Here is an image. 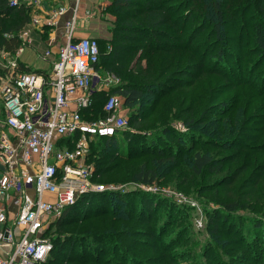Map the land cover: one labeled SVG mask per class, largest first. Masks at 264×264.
I'll list each match as a JSON object with an SVG mask.
<instances>
[{
  "label": "trees",
  "instance_id": "trees-1",
  "mask_svg": "<svg viewBox=\"0 0 264 264\" xmlns=\"http://www.w3.org/2000/svg\"><path fill=\"white\" fill-rule=\"evenodd\" d=\"M253 1L256 2V0H109L105 11L110 12L115 19L110 30L112 37L108 41L110 45L105 53L103 68L107 74L132 80L108 90V94L122 97L123 105L127 109H133L131 128L136 131L149 128L151 113L156 111L169 90L192 86L199 81L197 85L204 91L201 95L204 99L208 98V104L218 102L231 90L234 92L233 99L230 98L233 103L228 105L229 100H222L212 115L210 111H204L195 117L196 108L193 104L179 108V116L187 131L179 134L171 132L167 126L164 127L159 138L167 147H158L152 143L150 150L143 154L134 153L132 144H129L130 148L127 147L125 153L115 152L110 156L105 147L100 148L99 156L105 161L95 164L96 181L110 180V174L113 172L119 171L120 168H130L129 175L133 181L150 186L156 179L157 167L168 163L174 164L177 156L181 154H190L189 169L195 175L219 173L227 162L239 160V164L229 176L216 184L217 187L238 185L239 197L225 204V209L233 212L239 208L249 207L252 202H264V76L258 83L252 82L250 77L248 79L243 77L244 73L247 74L248 68L252 67L255 70L264 65V20L255 17L250 23L252 36L250 43L242 41L237 35V37L233 35L227 37L228 33L221 30ZM259 1L264 2V0ZM259 5L263 9L262 3ZM194 17L202 20L201 23L198 22L199 26L191 23ZM29 22L27 6H11L9 0H0V52L10 54L16 52L21 45L19 35L27 29ZM205 25H208L207 31ZM230 45L233 47L229 48ZM250 45L252 48L249 47ZM233 52L238 54L234 55ZM100 56L99 48V59ZM226 59L229 60L226 62ZM207 60H210V64ZM19 66L29 71L21 64ZM163 79L167 81L161 83ZM153 95L155 96L151 105L140 114L137 104L145 100V96ZM105 98L104 92L97 93L92 114L99 111L100 116L104 115L102 109L104 102L100 106L98 102L100 99L105 101ZM212 122L217 123L215 129L208 131L213 136L210 138L215 140L212 144L213 148L220 152L232 150L228 157L214 158L207 152L194 150V146L199 145V141L206 135L207 125ZM122 140L129 142L130 138L126 137ZM231 141H235V144L232 145ZM117 142L119 139L114 136L104 139V144L107 146L116 147ZM170 142H175L178 148L172 147ZM185 143L187 145L184 148ZM91 147L90 143L88 157ZM143 156L152 157L149 161L150 165L147 162L140 165H125V161ZM249 167L254 175L239 181ZM128 196L116 191H108L90 197L87 204L78 202L67 209L61 219L53 222L55 230L72 228L78 221L100 220L92 226L91 231L104 239L94 241L90 248L74 250L81 245L76 237H68L70 242L59 244L60 248L56 249L67 256L62 259L58 257L54 261L50 259L47 264H130L134 262V257H127L125 263H118L107 256L100 245L102 242H111V248L116 250L121 248L124 242L123 249H120L123 257L130 253L136 256L134 252H138L139 249L136 250L133 247L135 243L127 239L131 236L154 240L150 247L159 250L161 256H165L167 251L173 248L170 245L171 241L168 240L176 243L179 235L161 241L166 231L160 232L157 229L158 225L152 223L151 217L161 205L153 204L143 195ZM161 203H166L165 199H162ZM165 214L173 216V206H169ZM212 214L211 219L225 220L222 215ZM262 215L264 217V205ZM163 219L162 217V222L165 223ZM133 221H144L147 225L145 230L129 226ZM179 228L184 231V227ZM254 230L257 231L258 227ZM79 234L84 235L83 232ZM180 241L183 242L181 239ZM160 242L162 243L159 245ZM51 243L52 248L49 253L55 251L57 245L54 241ZM174 254L177 256V251ZM167 259L168 264H173V258L169 256Z\"/></svg>",
  "mask_w": 264,
  "mask_h": 264
},
{
  "label": "built area",
  "instance_id": "built-area-1",
  "mask_svg": "<svg viewBox=\"0 0 264 264\" xmlns=\"http://www.w3.org/2000/svg\"><path fill=\"white\" fill-rule=\"evenodd\" d=\"M72 1L74 12L50 71H26L13 59L0 67V264H43L52 248L43 235L49 221L78 202L114 191L93 180L94 167L85 158L91 137L125 130L123 99L102 89L98 40L74 37L80 0ZM36 2L9 0L11 6ZM19 38L22 50L28 32ZM50 56V50L43 55ZM99 92L106 97L104 115L92 117Z\"/></svg>",
  "mask_w": 264,
  "mask_h": 264
},
{
  "label": "rangeland",
  "instance_id": "rangeland-1",
  "mask_svg": "<svg viewBox=\"0 0 264 264\" xmlns=\"http://www.w3.org/2000/svg\"><path fill=\"white\" fill-rule=\"evenodd\" d=\"M260 3H262L263 9L259 5ZM255 17L264 20V2L259 0H256V2L253 1L250 6L237 13L235 19L231 20L229 25H224L221 30L228 33L227 37H229V35L238 36L242 41L250 43L252 41L250 23H252ZM114 19L115 16L107 10L105 11V8H102L101 5L89 4L82 14V23H76L77 29L83 28L90 32L87 37H93L98 40L101 55L99 59V71L104 79L102 89L107 91L111 87H116L132 81L131 78L123 79L115 77L118 81L116 83H111L109 78L110 74H107L103 68V63L106 59L105 53L108 51L110 45L108 41L112 37L110 30L113 27ZM198 22H202L198 17H194L191 20V23H196V26H199ZM208 29V25H205V31ZM236 30H238V32H236ZM204 33L205 32H203V34ZM241 33L242 36H240ZM231 45L228 47H233ZM249 47H251V45ZM233 53L234 55L238 54L235 52ZM228 60L229 59H226V62ZM8 61L10 60L8 59ZM6 63L7 59L0 52V67H3ZM207 63L210 64V60H207ZM252 69V67L248 68L247 74L244 73L243 77L245 79L250 77L252 82L258 83L260 78L264 76V65L258 69H253V71ZM251 71L252 75L250 76ZM166 81V79H163L161 83ZM198 82L185 88L169 90L168 94L160 101L156 111L151 113L149 128L142 129L141 131H136L134 128L130 127V120L134 117L133 109H127L122 105V115L126 119L127 125L125 130L116 132L112 135V137H118V146H107V144H104V136L94 135L89 140V145L91 143L92 147L90 156H86L85 158L86 164L92 165L95 172V164L104 160L98 153L99 149H104V147L109 153V156L113 155L112 153L115 152L125 153L129 144H132L134 153L143 154L150 150L152 143L158 147H167L166 143L159 138L164 127L167 126L170 128L171 132L179 134H184L187 131L179 116V108H186V106L193 104L196 108V110L194 109V116L196 117L204 111H210L212 115L215 113L216 109H218V104L224 99L226 101L229 100L227 101L228 105L233 103L231 99H233L232 94L234 90H231L228 94L222 96L218 102L208 104V98L204 99L201 95L204 91L197 85ZM245 91L247 94V90ZM154 96L155 95L150 97L145 96V100L137 104L140 114L144 113L146 107L151 105ZM103 102L104 99H100L98 102L99 106L102 105ZM183 102L185 105H183ZM92 116L99 117L100 112L98 111L92 114ZM216 124V122H212L207 125L206 135L204 138H200L199 145L194 146V150L198 149L201 152H207L214 158L228 157V155L232 153V150L220 152L213 148L212 144L215 143V140L210 138L213 136L211 132L208 131L215 129ZM123 134L130 138L129 142H127V140H122L126 138ZM170 143L172 147L178 148L175 142ZM133 144H135V146H133ZM231 144L234 145L235 141H231ZM186 145L185 143L184 148ZM177 157L174 164L168 163V165L157 167L156 179L150 186L141 185L133 181L129 175L131 173L130 168H120L119 171L113 172L110 174V180L106 179L105 181L102 180L99 182L100 179L96 181L93 176L95 182L111 187L117 193L124 194L127 197H129L128 195H136V197L138 195H143L146 200L153 202V204L161 205L160 208L155 210L151 215L153 219L152 223L158 225L157 229L160 230V232L166 231L161 237V241H166L169 237H173L176 234L179 235L176 243L175 241L168 240V242L171 241L170 245L173 248L169 249L165 256H161L159 250H153L152 247H150L154 240H149L146 237L140 236H131L127 238L135 243L133 247L136 250L139 249L138 252H134L136 256L130 253L128 256L123 257L122 250L120 249H123L124 242L121 244L122 247L116 250L111 248V242H102L101 245L99 244L101 247H97L103 248L107 256L112 257L118 263H125L127 257H134V262L130 264H168L167 258L170 256V258H173V264H264V217L262 215L264 202H252L249 207L228 212L225 209V204L231 203L239 197L238 185L233 187H217L216 185L229 176V173L239 164V160L227 162L219 173L195 175L189 169L188 159L190 158V154H181ZM151 159V156H143L139 159L125 161V165H140L144 162L150 165L149 161ZM252 175L254 174L252 173L251 167H249L242 174L239 181ZM162 199H165L166 203H161ZM83 204H87V200H84ZM169 206H173L174 208L173 216H171V214H165ZM212 213L224 216L225 220L221 221L219 218L211 219ZM162 217L164 218L163 221H166L165 223L162 222ZM54 221H49L43 234L44 237L57 244L55 246V251L48 254L45 264H47L50 259L54 261L57 260L58 257L62 259L67 256L64 252H58L56 249L60 248L59 244L70 242V237H76L78 243L81 245L74 248V250L90 248L93 246L94 241H102L104 239V237L98 235L96 232L93 233V231H91L92 226L97 224L100 220L78 221L72 228H64L63 231L55 230ZM197 223H200V226H198ZM256 224H259V226H256ZM129 226L145 230L147 225H145L144 221H133L129 223ZM179 227H184V231ZM256 227H258L257 231L254 230ZM78 231L83 232L84 235L79 234L80 232ZM79 237L83 238L80 239ZM127 239L125 242L128 241ZM180 239L183 240V242L180 241ZM161 243L162 242H160L159 245ZM176 251L178 253L177 256L174 254ZM187 251L188 253H185Z\"/></svg>",
  "mask_w": 264,
  "mask_h": 264
},
{
  "label": "crops",
  "instance_id": "crops-1",
  "mask_svg": "<svg viewBox=\"0 0 264 264\" xmlns=\"http://www.w3.org/2000/svg\"><path fill=\"white\" fill-rule=\"evenodd\" d=\"M109 0H80L76 10V23H82V14L89 4L101 5L102 8ZM72 0H38L28 5L30 22L27 25L29 43L22 50L19 48L14 54L2 52L8 60L13 59L30 71L46 73L51 69L52 59L55 57L57 47L64 41V24L74 12ZM62 9V14L57 12ZM93 19V18H91ZM90 19V20H91ZM90 32L75 28L74 37L83 38ZM50 50L51 56L44 58V53ZM29 194H32L29 192Z\"/></svg>",
  "mask_w": 264,
  "mask_h": 264
}]
</instances>
